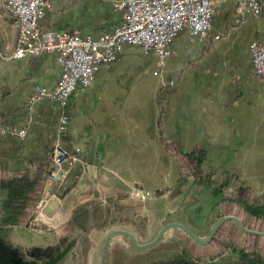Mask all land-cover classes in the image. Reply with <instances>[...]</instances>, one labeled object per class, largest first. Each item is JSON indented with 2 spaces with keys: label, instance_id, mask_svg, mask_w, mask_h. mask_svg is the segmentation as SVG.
Here are the masks:
<instances>
[{
  "label": "crops",
  "instance_id": "obj_1",
  "mask_svg": "<svg viewBox=\"0 0 264 264\" xmlns=\"http://www.w3.org/2000/svg\"><path fill=\"white\" fill-rule=\"evenodd\" d=\"M114 1L46 0L37 24L41 30L95 36L119 22ZM235 4L213 0L205 37L197 40L180 30L159 66L154 51L135 44H125L113 61L98 63L91 84L77 86L62 109L67 123L61 142L79 159L74 164L78 177L64 195L68 180L60 194H53V184L45 181L47 195L57 197L62 207L45 215L40 210L35 219L56 220L57 226L66 222L70 209L82 212L100 203L116 215V206L155 196L178 167L162 141L175 144L178 154L199 148L205 154L201 167L235 175L253 192H264L263 87L248 49L250 40H264V8L237 22ZM16 35H21L18 25L0 0V48H15ZM58 75L53 52L0 55V128L25 127L22 138L0 133V214L8 203L11 176L50 154L60 110L40 99L29 111L26 100L36 86L51 87ZM160 87L168 93L159 128ZM82 180L90 182L87 193L75 192ZM88 221L87 231L96 223L93 217ZM28 225H35L34 219ZM23 227L0 225V255L29 248L18 242ZM62 235L57 231L55 236Z\"/></svg>",
  "mask_w": 264,
  "mask_h": 264
},
{
  "label": "built area",
  "instance_id": "obj_2",
  "mask_svg": "<svg viewBox=\"0 0 264 264\" xmlns=\"http://www.w3.org/2000/svg\"><path fill=\"white\" fill-rule=\"evenodd\" d=\"M16 21H22L21 35H16L15 48H0V55L22 57L41 52H53L59 65V75L51 87L36 86L26 100L30 111L40 99L53 102L60 110L56 133L51 142L50 165L45 170V181L60 186L70 168L79 161L62 145L61 133L67 123L62 111L77 86L91 84L98 63L113 61L125 44L138 45L143 51L152 50L156 63L161 65L168 54V44L182 29L190 38L205 37L213 12V0H115L120 20L111 29L95 36L52 29L41 30L37 20L43 14L46 0H2ZM264 0H236L235 21L242 22L247 13H258ZM217 36V35H215ZM252 70L263 87L261 108L264 111V40L252 39L248 43ZM30 119V117H29ZM1 134L20 138L25 127L0 128ZM46 200L38 199L36 211L40 212Z\"/></svg>",
  "mask_w": 264,
  "mask_h": 264
},
{
  "label": "flooded vegetation",
  "instance_id": "obj_3",
  "mask_svg": "<svg viewBox=\"0 0 264 264\" xmlns=\"http://www.w3.org/2000/svg\"><path fill=\"white\" fill-rule=\"evenodd\" d=\"M171 157L178 163V167L175 168L174 174L170 177L169 185H164L153 197L136 198L135 200H132L131 203L129 202V204H125L126 206L122 204L119 207L116 206L115 208L116 211L126 212L127 217H125L124 220L129 222L128 224L130 227H120L116 226V224L115 226L120 229H127L131 232L138 245L150 242L156 236L159 228L163 224L176 222L172 219H166V215H168L169 212H164V210H168V203L165 199L168 196H172L173 194L183 191V189H188V191L185 192V196H188V199H184L182 202V209L185 210L188 218L187 225L201 231V238L207 237L209 234L208 232L211 231L213 226L223 216H226L220 206V195L224 187L223 182L226 180V175L229 173L217 175L212 170L201 167L200 164L203 162L196 159L193 160V164L195 166L194 170L201 172L200 179H205L208 176V178L213 181V184L207 186L204 182H200L193 176H188L186 178L183 177L182 169L184 168L183 164L187 162L186 158H182L180 156ZM140 210H143L147 216L140 215ZM172 210H175V208ZM187 210L189 211L187 212ZM111 213V208L106 207V204L104 203L86 208L82 212L78 211L76 208L70 209L66 222L71 218L82 214H85V217L78 222H73L68 229L61 230L60 232L63 233V235L59 238L55 236L57 231H52L51 233L47 232L46 235L50 237V241L38 243L36 248L31 247L22 252L15 249H9L8 253L2 254L5 257V262H3V264H9L11 261L13 262L12 259L14 255L18 259V264H78V255L83 253V249L79 246V243L81 242L82 235L87 232V228L90 226L89 224H91L88 219L93 217L94 221L96 220L94 226H101L106 223V220L108 219H118L116 215ZM208 214L211 215L210 220L207 218ZM227 220L222 221L217 226L211 238L205 245H198L189 236L185 235L184 241L179 245H175V247H168L165 251L158 246L155 247L157 242L164 234H167V232L172 228L171 227L165 230L152 245L147 247L136 248L132 244L130 238L122 235L110 238L109 242L105 246V249L109 246V248L115 253L112 256L110 264H255L252 260V255H249V253H247L246 256H241V258H239L236 251L230 245H221L216 241L219 230H222L223 224ZM23 224L25 225L26 222ZM81 230L83 231L81 232ZM53 236H55V238L51 239ZM103 237L104 236H102V238ZM201 247H205L206 250H197V248ZM105 249L103 252V259ZM116 249H127L134 252L135 250H139L141 252H135V254L131 255L129 258L128 263H126L125 260H122L120 256L116 254ZM170 253H173L174 257L169 259L168 257ZM225 254L228 255L229 260L228 262L222 263L218 260V258ZM162 256L166 257L161 260L160 258ZM143 258L144 261L141 260Z\"/></svg>",
  "mask_w": 264,
  "mask_h": 264
},
{
  "label": "trees",
  "instance_id": "obj_4",
  "mask_svg": "<svg viewBox=\"0 0 264 264\" xmlns=\"http://www.w3.org/2000/svg\"><path fill=\"white\" fill-rule=\"evenodd\" d=\"M159 95L162 97L159 101V115L157 125L160 128L162 115L164 113L163 98L168 93L167 87H160ZM52 142V141H51ZM164 148L169 151L171 156L186 158L187 162L183 164V177L193 176L205 185L213 184L208 178L200 179V171H195L193 160L204 161L205 154L199 148H193L186 154H178L177 147L173 143L162 141ZM51 151V144L49 152ZM50 157V154H48ZM47 154H42L37 165L32 169H26L23 173L14 174L9 179L8 203L2 208L0 214V225H20L30 218L35 210V203L40 198L45 184V170L50 165L47 160ZM210 175V174H209ZM78 177V170L74 165L70 168L62 185L64 186L61 195H64L74 184ZM223 190L220 195V206L225 215H235L240 223L247 229L264 231V192L255 194L235 175L227 174L223 182ZM216 241L221 245H230L238 254L246 256L252 255L253 262L264 264V236L242 232L235 224L227 220L223 224L222 230L218 232Z\"/></svg>",
  "mask_w": 264,
  "mask_h": 264
},
{
  "label": "rangeland",
  "instance_id": "obj_5",
  "mask_svg": "<svg viewBox=\"0 0 264 264\" xmlns=\"http://www.w3.org/2000/svg\"><path fill=\"white\" fill-rule=\"evenodd\" d=\"M82 179H86L85 176H83ZM89 183L90 182H88V181L82 180L81 183L78 184L77 190L75 192L83 191V192L87 193L88 189H90V187H91V185ZM49 185H51V183H49ZM46 186L47 185L44 184V189H43V194H42L43 199L46 198V202H45L44 206L41 208L44 215H45V213L49 214V213L54 212L58 207H62L61 205H59L60 203L57 200V197H55V196L49 197L47 195L46 191L48 192L49 188H46ZM53 186H54L53 194L54 193L60 194L62 184L60 186H56L53 184ZM187 191H188V189H185V190L183 189V191H181L177 194H173L172 196H168L165 199L168 203V206H167L168 210H166V211L164 210V212L165 213L169 212V214L166 215V219H168V220L172 219L173 221H176V222L182 224L183 226H185L190 231L191 234H193V236H195L197 238H201L200 237V235L202 234L201 231L187 225L188 218H187V215L185 213V210L182 209L183 208L182 202L184 201V199L185 200L188 199V196H185V192H187ZM75 192L73 194H70L71 198H73ZM40 198H41V196H40ZM37 201H36V203H37ZM166 201H164V202H166ZM36 203H35V206H36ZM172 207H174L175 210H172V209H174ZM188 211L189 210H187V212ZM34 212H36V208L33 211L30 218L27 219L26 224H28L29 221H32V219H35V215H37L38 213L35 214ZM69 212L70 211H68V213ZM165 213H164V215H165ZM139 214L143 215V216L146 215L143 210H140ZM116 217L118 219H108V220H106V223L102 224L101 226L97 225V226H95L94 229H89L85 234L82 235L81 242L79 243V246L81 248H83V253H80L78 255L79 256L78 257L79 260H77L78 264H98L99 263V254H100L102 241L104 238V237L102 238V236L104 234L103 230L105 229V227H107L109 225H113V224H116V226H120V227H127V228L130 227V225L128 224L129 222L128 221L126 222L124 220L125 217H127L126 213L121 212V211H117ZM210 217H211V215L208 214L207 218L209 220H210ZM18 231L20 232L19 233L20 235L18 237V242L19 243L21 242V244L24 246H28L29 244H38V243H42L45 241H50V237L47 236L46 235L47 233H45V232H43L42 234H38V233H35L34 230L29 229L28 227H23L22 229H19ZM185 235H187V234L185 232H183L181 229H179L177 227H172L167 232V234H164L162 236V238L157 242L155 247L158 246L159 248H161L165 251L166 248H168V247H173V246L175 247V245L181 244L185 239ZM54 238H55V236H53V238H51V239H54ZM14 246H17V245L14 244L13 247ZM197 250L205 251L206 248L201 247V248H197ZM155 251H158V250H155ZM115 252H116V254H118L120 256V258L122 260H125V262L128 263V260L131 257V255H134L135 252H141V251L135 250V252H134V251H130L127 249H121V250L116 249ZM114 254L115 253L109 248V246L106 247L105 253H104L103 264H110L112 261V256ZM164 257H166V256H162L160 259L163 260ZM172 257H174L173 253H170L168 258L170 259ZM87 259H88V261H87ZM8 260L10 261L9 258H8ZM12 260H13V262L11 261V262H9V264H11V263L18 264L17 263L18 259L15 255H14ZM141 260L144 261V258ZM218 260L222 263H225V262H228L229 257L227 254H225V255L220 256L218 258ZM3 262H5V257H4V255H0V264H3Z\"/></svg>",
  "mask_w": 264,
  "mask_h": 264
},
{
  "label": "water",
  "instance_id": "obj_6",
  "mask_svg": "<svg viewBox=\"0 0 264 264\" xmlns=\"http://www.w3.org/2000/svg\"><path fill=\"white\" fill-rule=\"evenodd\" d=\"M129 202H132V200H130ZM85 217V214H82V215H79V216H76V217H73L71 218L69 221L65 222V223H62V224H59V225H55L56 223V220H53L51 223L49 222H45L46 221V218L45 220H43L41 217L39 218H36L34 219L35 221V225H28V224H25L24 226L25 227H28L29 229L31 230H34L35 233H38V234H42L43 232L47 233V232H52V231H61V230H64V229H68V227L73 224V222H78L80 220H82L83 218ZM232 220L235 225L242 231V232H246V233H250V234H256V235H259V236H264V232H258V231H254V230H249L245 227H243L241 225V223L239 222V220L233 216V215H226V216H223L214 226L213 228L211 229V231L209 232L208 236L205 237V238H197L195 236H193V234L190 233V231L183 225H181L180 223L178 222H169V223H166V224H163L156 236L148 243H145V244H142V245H138L131 232H129L127 229H120V228H117L115 226V224L113 225H109L107 227H105V229L103 230V232L105 233L103 236V241H102V245H101V249H100V254H99V263L98 264H103V252H104V249H105V246L106 244L109 242L110 238L114 237V236H127L128 238H130L132 244L136 247V248H143V247H147L149 245H152L157 239L158 237L165 231L167 230L168 228H171V227H177L181 230H183L192 240H194L198 245H205L209 239L211 238L212 234L214 233L215 229L217 228V226L224 220ZM68 231V230H67ZM83 230H81L82 232ZM86 233V232H85ZM84 233V234H85ZM38 246V244H29L27 247L31 248H36Z\"/></svg>",
  "mask_w": 264,
  "mask_h": 264
},
{
  "label": "bare ground",
  "instance_id": "obj_7",
  "mask_svg": "<svg viewBox=\"0 0 264 264\" xmlns=\"http://www.w3.org/2000/svg\"><path fill=\"white\" fill-rule=\"evenodd\" d=\"M5 4V3H4ZM6 6V5H5ZM8 10V9H7ZM9 12V11H8ZM10 14V13H9ZM11 17L16 21V18L14 15L10 14ZM17 25H18V29L20 31V33L22 32V21H16Z\"/></svg>",
  "mask_w": 264,
  "mask_h": 264
}]
</instances>
